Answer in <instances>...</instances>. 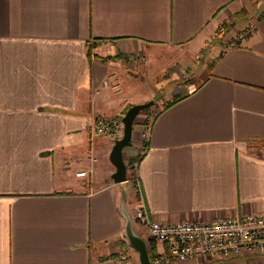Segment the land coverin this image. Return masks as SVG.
<instances>
[{"label":"crops","instance_id":"obj_1","mask_svg":"<svg viewBox=\"0 0 264 264\" xmlns=\"http://www.w3.org/2000/svg\"><path fill=\"white\" fill-rule=\"evenodd\" d=\"M147 76L179 98L148 124L138 113L122 150L127 165L146 147L137 182L116 183V137L91 125L153 97ZM122 199L154 253L168 244L149 239L137 209L158 221L264 211V0H0V264H117L130 249ZM173 264H264V253Z\"/></svg>","mask_w":264,"mask_h":264},{"label":"built area","instance_id":"obj_2","mask_svg":"<svg viewBox=\"0 0 264 264\" xmlns=\"http://www.w3.org/2000/svg\"><path fill=\"white\" fill-rule=\"evenodd\" d=\"M253 28L249 22L238 36H244ZM141 53H130L126 60L133 62L144 60ZM107 85V79L103 80ZM123 132L121 118L96 117L91 125V133L109 137H119ZM149 127L142 131V137L147 138ZM145 146H141L138 155L144 154ZM137 161L130 163L133 169ZM77 175H85L81 170ZM137 182V177L132 178ZM135 216L145 221L148 237L155 242L167 243L165 251L155 253L151 257L152 264L182 263L200 254L211 257H231L243 251L264 253V211L247 212L240 215H227L209 220H150L144 209L135 211ZM130 247V246H129ZM131 249V248H130ZM120 250L117 254V264H130L132 250Z\"/></svg>","mask_w":264,"mask_h":264},{"label":"water","instance_id":"obj_3","mask_svg":"<svg viewBox=\"0 0 264 264\" xmlns=\"http://www.w3.org/2000/svg\"><path fill=\"white\" fill-rule=\"evenodd\" d=\"M154 102L153 98L140 103L131 104L121 117L123 122V132L120 137L114 139L109 152V160L114 165V171L110 174L111 179L118 183L127 179L126 163L123 158L122 150L131 143L132 127L135 117L138 113L151 106ZM119 212L123 217V236L125 237L130 248L136 253L139 264H152L151 257L148 252L146 240L133 229L132 217L125 206L122 199L119 204Z\"/></svg>","mask_w":264,"mask_h":264},{"label":"rangeland","instance_id":"obj_4","mask_svg":"<svg viewBox=\"0 0 264 264\" xmlns=\"http://www.w3.org/2000/svg\"><path fill=\"white\" fill-rule=\"evenodd\" d=\"M166 72V70L164 71V73ZM163 79L165 78V76L162 77ZM161 80V79H160ZM191 85V84H190ZM171 88V87H170ZM178 89H181L180 92L184 91L185 89L184 88H178ZM156 91V84H155V81L153 79H150L149 76H147L146 78H144V80L142 81V95L143 96H146V94L150 91ZM169 90V85H166L165 87H163L162 89H158L156 94L153 96V97H150V98H153L154 99V102L151 106L141 110L139 113H142V123L143 124H148V122L150 121V118L155 114V112L163 105L166 104V102H168L169 100H167L165 98V95L166 93L168 92ZM179 91H176L174 90L173 92H170L169 93V98H173L174 96H176L177 94L180 93ZM149 98V99H150ZM136 118V117H135ZM121 136V135H120ZM119 136V137H120ZM128 147V146H125L124 149ZM128 165L130 167V160H128ZM131 168L130 167V171L131 172ZM134 256H135V260H136V253H134ZM136 263L139 264L136 260Z\"/></svg>","mask_w":264,"mask_h":264},{"label":"trees","instance_id":"obj_5","mask_svg":"<svg viewBox=\"0 0 264 264\" xmlns=\"http://www.w3.org/2000/svg\"><path fill=\"white\" fill-rule=\"evenodd\" d=\"M178 98H179L178 96L174 97L172 100L166 102L165 106H168V105L172 104V103H173L175 100H177ZM140 158H141V155H137V156H135L134 158H132V159L130 160V163L133 162V161H137V162H138ZM130 167H131V165H130ZM130 167H129L128 164L126 165V169H127V168L129 169ZM129 170H130V169H129ZM134 176H135V170H134L133 168H131V172H129L127 178H129V177L133 178ZM148 252H149V254H150V257H152V256L155 254L154 252H151L149 249H148Z\"/></svg>","mask_w":264,"mask_h":264}]
</instances>
